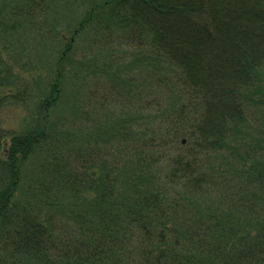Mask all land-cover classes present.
<instances>
[{"label":"trees","instance_id":"16d2710c","mask_svg":"<svg viewBox=\"0 0 264 264\" xmlns=\"http://www.w3.org/2000/svg\"><path fill=\"white\" fill-rule=\"evenodd\" d=\"M50 2L14 8L47 12ZM61 24L59 62L41 100L47 113L84 33L92 38L85 54L106 67L120 64L122 47L154 54L175 72L172 87L163 79L162 91L150 90L155 122L134 126L111 108L126 96L118 85L93 78L80 116L108 124L81 145L46 125L6 131L9 142L0 132V264H264V217L242 213L260 206L264 171L254 176L237 147L241 125L264 102L253 89L264 79V0H107L78 24ZM35 154L51 176L37 185L40 202L16 193ZM255 183L257 204L234 199ZM45 200L56 204L43 209Z\"/></svg>","mask_w":264,"mask_h":264},{"label":"rangeland","instance_id":"374dc122","mask_svg":"<svg viewBox=\"0 0 264 264\" xmlns=\"http://www.w3.org/2000/svg\"><path fill=\"white\" fill-rule=\"evenodd\" d=\"M32 1L0 0V132H3L2 142H9L6 131L14 129L23 132L37 125H46V128L53 134L58 130L62 133L69 131L71 137L69 143L74 145H81L93 139L97 125L108 124L103 121L106 117L100 123L95 124V115L90 114L93 122L80 116L86 96H92L90 90L95 77L107 81L101 84L109 82L112 85H118L117 87L122 91L121 95H126L120 97L119 104L111 105V108L116 111L115 118L127 116L134 121L148 119L151 123L155 122L154 109L146 106L145 101L150 98L151 89L158 90L160 87L162 91V86L158 82H163V79H165L164 84L172 87L169 79L175 72L171 66L157 59L154 54L146 55L143 50L122 47V50L116 51L121 57L117 59L120 64L114 65L113 62L112 67H106L100 60V56L85 54L84 49L89 44L87 39L92 40L89 35H84L85 33L77 38L78 49L71 54L67 64L65 63L70 70L66 72L63 81L65 89L60 102L52 106L48 113L47 110H43L41 100L49 93V84L60 58L58 47H56L58 38L55 36L61 31L65 33L66 30L61 23L64 25L78 24L81 19L87 17L89 10L107 0H52L47 12L39 6L34 11L20 10L16 13V8H14L16 4L27 6ZM32 4L37 5V3L30 5ZM90 30L95 33L99 32L96 28H90ZM102 52L105 55V51ZM116 71L120 73L121 79L115 78L117 77ZM260 84L261 86L257 84L253 89L256 88V91L259 89V95L263 96L262 101H264V79ZM172 100L176 102L177 98H172ZM98 101L95 98L93 105ZM85 108L89 111L90 107ZM253 108V114L249 115V119L241 125L242 131L237 138L240 141L237 147L241 155L247 157L245 167L257 176L260 175V171H255L256 168L264 171V102ZM94 109L97 110L95 107ZM99 112L103 115L102 111ZM136 124L140 122L136 121L134 126ZM98 152L96 151L95 155ZM43 157L35 154L25 162L22 169L24 179L20 189L16 192L18 198H27L31 201L40 200L37 185L51 179L42 166ZM240 158L236 159L237 163ZM103 167V162L97 165L98 169H104ZM238 181L240 182V178L233 173L231 181L233 192L242 189ZM260 192L262 191L259 185L255 183L246 191L242 190V193L237 195L238 198L234 199L239 203L240 198L241 200L246 198L247 203V200L251 198L252 202L257 204ZM225 201L227 202V199L224 198ZM45 202L43 209L49 207L50 203L56 204L51 200L48 201L49 203L47 200ZM246 207L242 212L243 217L249 218V213L253 214V211L264 217V194L259 207L250 211H247ZM17 264L36 263L29 259L28 261L20 260Z\"/></svg>","mask_w":264,"mask_h":264}]
</instances>
